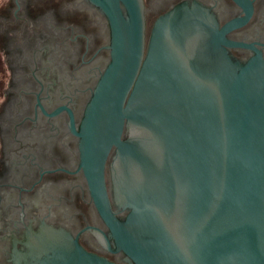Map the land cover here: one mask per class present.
Segmentation results:
<instances>
[{
	"label": "flooded vegetation",
	"instance_id": "flooded-vegetation-1",
	"mask_svg": "<svg viewBox=\"0 0 264 264\" xmlns=\"http://www.w3.org/2000/svg\"><path fill=\"white\" fill-rule=\"evenodd\" d=\"M142 1L148 61L138 76L145 66L229 77L253 59L263 61L264 76V0ZM112 40L106 14L91 0H0V264H37L77 244L133 264L94 202L82 166V125L112 62ZM147 126L128 121L121 138L149 143ZM137 167L112 147L106 184L121 221L130 211L122 188Z\"/></svg>",
	"mask_w": 264,
	"mask_h": 264
},
{
	"label": "water",
	"instance_id": "water-1",
	"mask_svg": "<svg viewBox=\"0 0 264 264\" xmlns=\"http://www.w3.org/2000/svg\"><path fill=\"white\" fill-rule=\"evenodd\" d=\"M91 1L109 20L113 59L82 125V166L120 248L133 264H264L263 61L229 77L145 66L138 76L143 1ZM128 121L148 124L151 141L123 140ZM113 146L139 168L122 188L130 208L124 221L111 210L106 184ZM76 247L52 250L37 264H117Z\"/></svg>",
	"mask_w": 264,
	"mask_h": 264
}]
</instances>
